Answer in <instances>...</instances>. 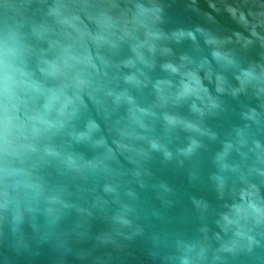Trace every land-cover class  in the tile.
<instances>
[{
	"label": "water",
	"instance_id": "95a60500",
	"mask_svg": "<svg viewBox=\"0 0 264 264\" xmlns=\"http://www.w3.org/2000/svg\"><path fill=\"white\" fill-rule=\"evenodd\" d=\"M0 264H264V0H0Z\"/></svg>",
	"mask_w": 264,
	"mask_h": 264
}]
</instances>
